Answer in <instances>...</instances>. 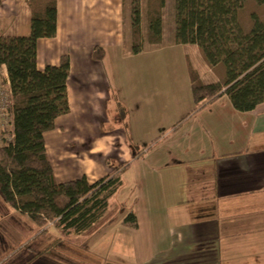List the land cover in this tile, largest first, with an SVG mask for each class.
<instances>
[{
	"label": "crops",
	"instance_id": "crops-1",
	"mask_svg": "<svg viewBox=\"0 0 264 264\" xmlns=\"http://www.w3.org/2000/svg\"><path fill=\"white\" fill-rule=\"evenodd\" d=\"M0 1V36H28V0ZM123 5L56 0V34L36 42V68L68 57L69 111L43 134L55 181L93 183L128 162L120 199L133 190L126 207L137 227L118 218L89 237L49 248L42 242L30 264H241L248 253L253 264H264L256 259H264V102L240 113L221 96L190 113L188 68L203 84L217 82L219 73L195 45L174 44L173 34L161 35L159 44L142 42V50L130 54ZM94 47L102 48L101 61L93 59ZM0 70L7 77L5 67ZM132 147L142 150L133 160ZM14 212H0V222H10L3 227L7 235L0 232V250L28 244L36 231ZM96 236L116 239L120 261L98 259ZM109 240L99 248L109 249Z\"/></svg>",
	"mask_w": 264,
	"mask_h": 264
},
{
	"label": "trees",
	"instance_id": "trees-1",
	"mask_svg": "<svg viewBox=\"0 0 264 264\" xmlns=\"http://www.w3.org/2000/svg\"><path fill=\"white\" fill-rule=\"evenodd\" d=\"M147 1V42L159 44L164 0ZM172 2L174 44L195 45L205 64L215 73L219 69L217 82L203 84L198 74L188 68L193 101L190 113L221 96H226L240 113L251 112L264 102V0ZM27 5L28 36H0V67H5L11 92L13 136L0 146V199L27 216L40 234L55 229L58 236L53 245L73 237H89L121 212L124 216L120 224L135 229L134 211L111 203L123 186L122 175L128 162L93 183L84 177L63 183L54 179L43 134L54 128L57 117L69 111V61L64 55L58 66L47 65L42 71L36 68V42L56 34V0H28ZM141 38L140 0H131L130 54L142 50ZM103 55L102 48H93L94 60L101 61ZM131 151V160L142 154L135 147ZM29 241L25 244L28 248ZM28 251L31 254L19 259L20 264H30L41 255V251Z\"/></svg>",
	"mask_w": 264,
	"mask_h": 264
},
{
	"label": "rangeland",
	"instance_id": "rangeland-1",
	"mask_svg": "<svg viewBox=\"0 0 264 264\" xmlns=\"http://www.w3.org/2000/svg\"><path fill=\"white\" fill-rule=\"evenodd\" d=\"M124 5H123V10H124V25H125V31L127 34V41H128V47L130 46V8H131V0H123ZM147 0H140V10H141V40L143 43H148L147 42V38H146V30H147V23H146V11L148 9L147 6ZM154 2L151 3V5ZM161 20H162V36L163 38H165V40H168L169 38H171V35L173 34L174 31V7H173V2L172 0H164V5L163 8L161 9ZM168 38V39H167ZM129 49V48H128ZM217 72L219 73V69H217ZM217 73V74H218ZM4 76L0 70V83H3ZM2 112V111H0ZM4 121L1 120L0 117V146H2L5 142L7 143L10 140V136H11V122L9 120V116H7V118L3 119ZM122 179H123V186L118 190V192L116 193L115 197L112 199L111 203H117V204H123L125 206V208L130 209V207H126L128 205L129 199L130 197L133 199L134 196L132 195L133 190L129 191L128 199H123V201L120 199L121 196V191L126 188L127 182L125 180V178L122 175ZM122 197V196H121ZM130 206V204H129ZM7 212H14V210L9 207L7 204L3 203V201L0 199V212L1 213H6ZM15 213V212H14ZM124 214L123 213H117L114 219H118L121 220V218H123ZM9 221H5V222H0V232L1 235L5 236L4 233L7 235L6 231L4 230V226H6V224ZM10 223V222H9ZM19 223V222H18ZM21 224V223H20ZM27 231V229H25ZM36 230L33 234V236L30 238H34L36 240H34L33 243H31L29 245V248L24 245L21 242H18L19 244H17V246H5L8 248H1L0 250V264H18V260L19 259H24L26 257H28L31 252L28 251V249H30L32 252H39V248H40V243L42 242H46V246L47 248L52 247L54 243H52L55 240V236L53 235V230H48L46 233H42L40 234L41 230L38 231ZM114 231L111 232V234H113ZM118 233H114V236H117ZM2 236V238H3ZM37 236V237H36ZM7 239V237H6ZM29 239V240H30ZM74 239H78V237H73L71 239H66V240H72L74 241ZM104 239V240H103ZM27 240V241H29ZM109 240V239H108ZM108 240H106V238H104V236H96L95 238H92L91 243H94L96 247L95 249V255L98 257V259H104V258H113L114 260H118L120 261V253L119 250L114 249L117 246V243L115 242L116 239H114L111 243L109 240V243L112 246H109V249L104 250V248H99V246H104L108 243ZM249 240H250V250H252V234L249 235ZM52 244V245H51ZM51 245V246H50ZM54 248H52L53 250ZM119 254V255H118ZM248 256H249V261L251 264L256 263L255 260L253 262L252 259V253H248L243 255L242 259L240 260L241 264H245L246 261L248 260ZM264 256V255H263ZM257 261L259 260H263V258L258 257L256 258Z\"/></svg>",
	"mask_w": 264,
	"mask_h": 264
},
{
	"label": "built area",
	"instance_id": "built-area-1",
	"mask_svg": "<svg viewBox=\"0 0 264 264\" xmlns=\"http://www.w3.org/2000/svg\"><path fill=\"white\" fill-rule=\"evenodd\" d=\"M3 83H0V117L1 120L4 121V118H7L9 116V120L11 122V136L10 140L7 142L9 143L12 140V115L9 112V106L11 102V92L9 87V82L7 80V77H4ZM6 142L3 145L7 144Z\"/></svg>",
	"mask_w": 264,
	"mask_h": 264
}]
</instances>
